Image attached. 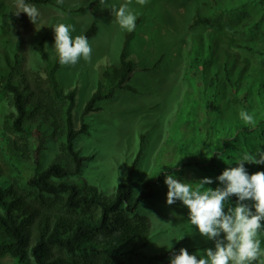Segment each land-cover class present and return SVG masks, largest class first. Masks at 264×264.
Listing matches in <instances>:
<instances>
[{"label":"rangeland","instance_id":"rangeland-1","mask_svg":"<svg viewBox=\"0 0 264 264\" xmlns=\"http://www.w3.org/2000/svg\"><path fill=\"white\" fill-rule=\"evenodd\" d=\"M54 1V5H35L40 15L34 24L26 13L21 12L19 0H0V67L10 65L16 73L14 80L26 72H38L43 78L47 77L46 71L52 63L42 59L37 51L45 39L50 59L58 61V83L65 92L77 91L74 117L80 126L82 112L99 82L104 80L105 73L120 80L128 64L132 69L127 80L114 89L113 97L101 101L96 110L86 116L89 131L76 140L77 148L86 160L82 173L76 178L97 185L103 196L113 198L114 187L126 177L139 153L134 173L137 182L148 179L159 170L160 167L155 165L156 159L170 151L171 147H165L168 143L182 145L173 149L180 157L178 164L185 163L186 167L197 161L209 164L216 155H225L226 137L219 140V131L211 120V94L206 96V91L200 96L199 93L193 95L186 92L197 90L196 83L187 75L188 67L198 74L197 68L191 66L192 51L194 48L204 50V44L208 48V41L212 40L220 46L213 53L214 63L207 71L211 76L216 70L223 72L218 66L227 51L233 71L253 66L264 72V58L246 50L247 45L264 44V0H260L255 7L242 9L244 0H146L145 5L131 0L129 8L137 14L136 28L132 32L120 27L111 9L112 5L118 9L128 0H106L105 4H101L100 0ZM217 7L227 11L220 15L217 24L192 27L197 14L211 16L217 12ZM255 17L263 18L259 26L251 25ZM58 23L73 25V38L83 35L93 23L96 24V35L89 40L92 47L90 61L81 58L75 65L59 63L54 49L53 28ZM125 85L136 89V93L123 89ZM179 104L184 110L187 104L193 105L187 112L182 111L185 113L181 116L184 131L179 126L173 127ZM10 109L7 95L0 93V125ZM221 115H225V111ZM142 134L145 139L141 146ZM47 139L44 154L48 162L55 155L56 144L52 137ZM30 144L32 148L36 146L33 138ZM251 144L253 154L257 147L264 148L258 137H253ZM229 163L226 160L225 166ZM237 166L233 163L230 167ZM182 167L172 168L176 172L172 174L178 177ZM245 168L250 175L259 171L255 163L245 162ZM16 174L17 170L12 168L0 148V175L15 180ZM221 174L222 170L207 175L216 188L222 186L216 179ZM179 180L196 187L202 179L192 181L189 176L188 182L183 178ZM19 182L24 185L21 179ZM167 192L165 184L158 194L143 201L139 207V213L147 216L152 223L153 237L148 250L164 252L180 241L182 244L178 250L186 248L189 254L204 252L208 248L215 250V242L202 236L198 228L191 225L189 209L182 201L171 206L167 204ZM261 238V247L264 248V230ZM1 262L15 264L9 257Z\"/></svg>","mask_w":264,"mask_h":264},{"label":"trees","instance_id":"trees-1","mask_svg":"<svg viewBox=\"0 0 264 264\" xmlns=\"http://www.w3.org/2000/svg\"><path fill=\"white\" fill-rule=\"evenodd\" d=\"M259 1L244 0L241 9L255 7ZM24 2L40 6L55 4L54 0ZM216 11L211 16L197 14L192 27L217 24L220 15L227 11L220 7ZM252 19L251 25L255 26L263 20L261 17ZM96 31L97 26L93 23L83 35L90 40ZM208 43V48L204 44V50L194 48L192 51L191 66L197 68L198 74L188 67L187 75L194 80L197 90L186 92L200 96L206 91V96L211 94V120L219 131V140L226 137L227 152L211 158L209 164L197 161L186 167L185 163L178 164L180 157L173 149L182 145L168 143L165 147H171L170 151L156 159L159 170L137 182L134 173L139 153L126 177L114 187L113 198L103 196L97 185L76 178L82 173L86 160L77 148L76 140L89 131L86 116L96 110L101 101L113 97L114 89L127 80L131 65L126 66L120 80L105 73L104 80L99 82L82 112L80 126L74 117L77 91L65 92L58 83V61L50 59L45 39L37 51L42 59L52 63L46 78L38 72H26L14 80L16 73L10 65L0 67V93L7 95L11 107L0 125V148L12 168L17 170L15 180L0 175V264L7 257L15 264H171L173 255L179 254L182 241L164 252L149 251L152 223L139 213L141 203L152 199L165 187V174L176 173L171 170L174 167L183 166L177 174L178 179L188 182L190 176L192 181H198L220 170L223 172L245 152L253 154V137L264 143L263 70L247 66L233 71L227 51L218 66L223 72L216 70L211 76L207 71L214 63L213 53L220 46L213 40ZM246 50L264 58V44L247 45ZM123 89L137 91L127 85ZM190 105L187 104V111L193 106L189 108ZM178 108L173 127L179 126L184 131L181 116L186 110L180 104ZM242 110L254 116L255 126L240 118ZM223 111L225 115H221ZM48 137H52L56 149L54 157L47 162L44 149ZM32 138L34 148L30 144ZM144 139L142 134L141 146ZM226 160L230 162L227 167ZM255 165L259 171H264L263 164ZM20 179L24 185L20 184ZM209 186L216 188L213 184ZM237 199L232 196L225 207L235 206Z\"/></svg>","mask_w":264,"mask_h":264},{"label":"clouds","instance_id":"clouds-1","mask_svg":"<svg viewBox=\"0 0 264 264\" xmlns=\"http://www.w3.org/2000/svg\"><path fill=\"white\" fill-rule=\"evenodd\" d=\"M100 3L105 4L106 0H100ZM130 3L131 0H128L118 9L112 5L111 9L120 27L132 32L136 28L137 14L129 8ZM137 3L145 5L146 0H137ZM19 7L35 24L40 15L35 5L19 0ZM53 28L54 49L61 65H75L81 58L91 60L92 47L87 36L76 35L73 38L75 28L71 24L58 23ZM240 118L246 124L255 126L254 116L248 111L242 110ZM245 162L264 164V148L257 147L255 154L245 152L236 162L237 167H228L216 177L222 186L215 189L205 187L214 182L211 178L205 177L193 187L191 183L179 180L175 174H165L167 204L171 206L182 201L189 209L191 225L196 226L202 236L215 242V250L208 248L196 254H189L186 248H181L179 254L173 255L171 264H264V248L261 247L264 230V171L250 175ZM232 196L238 198L236 204L225 211V205Z\"/></svg>","mask_w":264,"mask_h":264}]
</instances>
